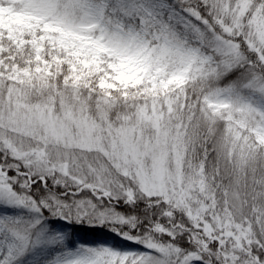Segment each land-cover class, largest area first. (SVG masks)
Returning <instances> with one entry per match:
<instances>
[{
  "label": "snow or ice",
  "instance_id": "1",
  "mask_svg": "<svg viewBox=\"0 0 264 264\" xmlns=\"http://www.w3.org/2000/svg\"><path fill=\"white\" fill-rule=\"evenodd\" d=\"M0 264H264V0H0Z\"/></svg>",
  "mask_w": 264,
  "mask_h": 264
}]
</instances>
